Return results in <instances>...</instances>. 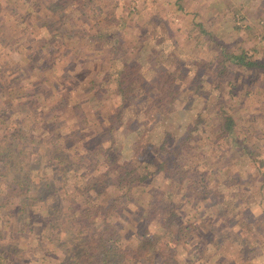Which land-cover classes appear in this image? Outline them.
I'll return each mask as SVG.
<instances>
[{"label":"rangeland","instance_id":"1","mask_svg":"<svg viewBox=\"0 0 264 264\" xmlns=\"http://www.w3.org/2000/svg\"><path fill=\"white\" fill-rule=\"evenodd\" d=\"M65 1L0 0V184L28 206L0 207V253L15 251L0 264H64L61 244L113 200L121 251L153 240L120 264H162L165 247L178 264H264V69L217 49L264 63V0ZM172 78V112L146 109ZM131 160L164 171L116 187Z\"/></svg>","mask_w":264,"mask_h":264},{"label":"trees","instance_id":"2","mask_svg":"<svg viewBox=\"0 0 264 264\" xmlns=\"http://www.w3.org/2000/svg\"><path fill=\"white\" fill-rule=\"evenodd\" d=\"M65 0H59V3L56 2L55 5L59 7L60 2H64ZM68 0H66L65 2H67ZM75 1H79V0H75ZM115 37V35H108L107 37ZM217 49L221 50V55L223 57V63L231 66H237L239 68H246V69H252V68H256V69H264V63H261L259 61H253L245 52H242L241 54H235L232 53L230 51H228L227 48H225V46L218 44ZM228 63V64H227ZM167 73L162 74V76L160 75L159 78L160 80H162L163 75H166ZM168 75H166L167 77ZM172 75H170L171 77ZM169 77V78H170ZM171 83L165 87H162L160 94L155 97L152 102H149L147 104V108L149 109L151 112H158L159 110L162 111V113H171L172 109H170L175 102L177 101V99L179 98V96L181 95V88L176 84V81H174V78H172V80L170 81ZM160 115V114H159ZM22 133V132H19ZM17 136V134H15ZM17 143H19V141H16ZM11 157V153L9 151H4V152H0V163L5 161L6 159ZM55 159V158H54ZM59 166L60 165H64L65 161L63 162L60 157H57ZM27 159H23L22 163H26ZM132 163L133 160L127 162H123V163H116L114 166V171L116 173V177H115V183H116V187H120V188H128V190H132L136 185L140 184V183H145L148 180H150V178L153 175H158L160 172L164 171V169H161L163 167V165H159V168H153L151 167V165H146L143 168H134L132 167ZM13 164V163H11ZM150 170H154L151 171ZM63 177V176H62ZM103 179L100 177V180ZM92 179L93 184L91 185L89 183L88 188L85 191H89L91 188H93V186H95V184H97L99 181ZM25 182H29V180H26ZM1 184H3V182L0 181ZM1 184H0V200L4 199L2 196V192H4L6 194L7 197V201L6 202H2L0 204L1 208H9V210L7 212H9L10 216H14V214L17 215H24L26 213V208L28 207L26 205V203H24L23 208H21V205H17L15 206V204L13 205L12 203H10V198H11V194L10 191H8L6 193L7 190L2 191L1 190ZM29 184V183H28ZM28 184L26 185H22V183L19 182L18 186L22 185L23 188L27 187ZM31 185V189H33L34 183H30ZM91 185V186H90ZM79 192V191H77ZM27 192H23L22 195L25 196ZM81 193V192H79ZM43 194H48V191L44 188H42L39 192V195L42 196ZM128 194V193H127ZM38 197V195H36ZM116 202V200H113L111 202H109V206L107 207L106 205L99 207V209H97V213H101L102 216V220L99 222H96V220L93 222L91 221V223H89L87 226L84 225L83 228H81L78 232L73 234V237H68V239H72L75 240L76 243H70L71 240H67L65 242H63L61 244V248L63 250H65V261L64 264H120L121 263V259L122 261H130V260H126L128 258H131L133 260H140L143 258L144 253L146 252V247H150L153 245V240H151V233H145L142 234V236L138 237V245L137 248L135 250H131L130 247H128V250L130 252L129 253H125L123 250L121 251V249L119 248V242L121 241V239H117L119 236V231H117V226L114 225L111 220H109V216L110 213L115 209L114 208V203ZM87 203H89L91 205V200L90 198L87 197ZM73 206H77V203L74 202ZM51 208H55L56 209V204H54L53 206H51ZM94 214V213H92ZM92 214H88L85 215V218H89L90 215ZM84 217V216H83ZM175 218V222L176 224L182 226L183 223L180 221V218H178L174 213L172 214L171 220ZM72 220H74V222H72ZM67 221L68 224L72 227V229L77 226L78 224H82V217L81 215H70V217H67ZM170 221V219H169ZM169 223V222H168ZM85 231V232H84ZM85 233V234H84ZM117 237V238H116ZM85 238V243H78V241H83ZM77 244V245H76ZM111 244V245H110ZM119 246V247H118ZM3 251L0 253V256H2V253H6L7 255L9 253H14L15 251L12 250V248H6V247H2ZM120 250V251H119ZM167 248L165 247L163 251H161V253L159 252L160 259H162V264H178L176 263V253H170L167 254L166 253ZM116 252H120L121 255L119 256L118 253ZM126 258V259H124ZM164 258V261H163ZM87 259V263H83V260ZM36 262H38L37 260H35Z\"/></svg>","mask_w":264,"mask_h":264}]
</instances>
